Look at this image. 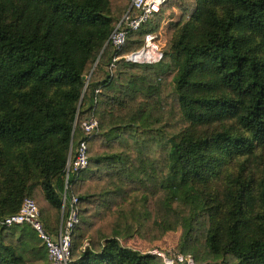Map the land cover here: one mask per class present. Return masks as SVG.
Masks as SVG:
<instances>
[{"label":"trees","instance_id":"trees-1","mask_svg":"<svg viewBox=\"0 0 264 264\" xmlns=\"http://www.w3.org/2000/svg\"><path fill=\"white\" fill-rule=\"evenodd\" d=\"M121 1L0 0V264H51L31 226L2 221L32 197L57 232L65 192L79 200L71 264H166L120 239L160 238L187 208L182 252L264 264V0H170L182 18L149 65L113 62ZM83 140L89 164L66 190Z\"/></svg>","mask_w":264,"mask_h":264},{"label":"built area","instance_id":"built-area-1","mask_svg":"<svg viewBox=\"0 0 264 264\" xmlns=\"http://www.w3.org/2000/svg\"><path fill=\"white\" fill-rule=\"evenodd\" d=\"M169 1L131 0L129 10L123 15L109 39V43L115 50L114 63L124 59L132 64L149 65L163 59L164 45H162L161 31L158 28L151 29L150 26L156 23ZM137 38L141 39V44L131 45V41ZM81 128L86 134L97 132L100 128V120L97 116H92L82 121ZM88 164L87 141L83 140L75 148V155L69 162L66 190L71 173L87 168ZM78 201L75 195L68 200L67 192L64 193L63 204L66 216L63 217L57 232H51L46 228L41 218V209L32 197H26L21 208L16 213L5 217L2 224L7 227L24 224L31 226L46 247L51 264H71L72 233L79 222ZM150 253L163 257L166 264H175V261L180 263L187 261V264H193L180 254H175L174 258H166L160 252Z\"/></svg>","mask_w":264,"mask_h":264},{"label":"rangeland","instance_id":"rangeland-1","mask_svg":"<svg viewBox=\"0 0 264 264\" xmlns=\"http://www.w3.org/2000/svg\"><path fill=\"white\" fill-rule=\"evenodd\" d=\"M124 2L129 3L127 0H122L120 2L121 5L124 4ZM174 6L167 5L164 7L162 14L159 16V19L161 18V21L159 22V27L158 30L161 31V40H162V45H164V50L166 48V44L168 41V30L170 26L177 22L180 18H182V11L179 8H172ZM175 9V10H174ZM131 108L137 109V106H134L129 103H127L126 107L124 106H118L115 107L114 111L116 113V119L118 116H121L120 114H124L125 112L131 111ZM146 112L150 113L151 111L155 114V116H160L158 113L159 111L156 109L155 106H145L144 108ZM112 109L109 108L106 110V112H110ZM156 110V112H155ZM162 115V114H161ZM110 116H106V123L109 122ZM153 117L149 116V119L151 121ZM153 120V119H152ZM185 211V212H184ZM183 212L179 213H173L171 215V226H176L175 229L168 230L165 234H163L160 238L157 239H145L141 237L138 234L135 235H130L128 237H124L120 239V242L129 248L139 250L143 253H150V252H160L166 256V258H174L175 254L177 255H182L185 258L189 260V262L193 264H207V262H197L195 258V254L193 253L194 251L191 250L187 253L181 251L182 247V240L184 239V226L185 224L183 223L184 217L187 218L189 216L188 214L190 213V209L187 208ZM62 223V221H61ZM60 223V226H61ZM200 227V230L198 231L197 238L202 252V255H200L202 258H205V248L203 246V231L201 230L204 226V223L198 224ZM193 251V252H192ZM158 256V255H157ZM160 257V256H159ZM163 259V257H161ZM164 260V259H163ZM213 261V260H212ZM178 261H175V264ZM180 263V262H179ZM181 264H187V261L181 262Z\"/></svg>","mask_w":264,"mask_h":264},{"label":"water","instance_id":"water-1","mask_svg":"<svg viewBox=\"0 0 264 264\" xmlns=\"http://www.w3.org/2000/svg\"><path fill=\"white\" fill-rule=\"evenodd\" d=\"M84 78H85V79H89V76H88V75H86V76H84Z\"/></svg>","mask_w":264,"mask_h":264},{"label":"crops","instance_id":"crops-1","mask_svg":"<svg viewBox=\"0 0 264 264\" xmlns=\"http://www.w3.org/2000/svg\"><path fill=\"white\" fill-rule=\"evenodd\" d=\"M172 8H174V7H172ZM175 10V9H174Z\"/></svg>","mask_w":264,"mask_h":264}]
</instances>
